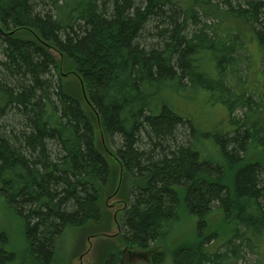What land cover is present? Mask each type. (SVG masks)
<instances>
[{"label": "trees", "instance_id": "trees-1", "mask_svg": "<svg viewBox=\"0 0 264 264\" xmlns=\"http://www.w3.org/2000/svg\"><path fill=\"white\" fill-rule=\"evenodd\" d=\"M211 2L0 0V199L21 220L30 264H65L67 232L108 229L103 196L119 169L97 149L100 129L124 169L125 248H162L186 220L193 242L180 238L172 264L260 255L264 0ZM212 106L226 128L202 122ZM224 232L223 254H211ZM121 247L102 249L107 264ZM12 261L0 246V264Z\"/></svg>", "mask_w": 264, "mask_h": 264}, {"label": "rangeland", "instance_id": "rangeland-1", "mask_svg": "<svg viewBox=\"0 0 264 264\" xmlns=\"http://www.w3.org/2000/svg\"><path fill=\"white\" fill-rule=\"evenodd\" d=\"M208 1H212L211 4L213 5H220L221 3H223L224 0H208ZM243 1L244 0H233V2L236 5H239V4L246 5L245 4L246 2L243 3ZM206 20H208V22H212L211 19L206 18ZM253 53L256 54L258 57H260V54L255 49V47H252V54ZM54 54L56 53L54 52ZM248 55H251L250 52H248ZM258 66H259V62H258ZM243 68L245 67L243 66ZM262 87H264V84L262 85ZM198 108L200 109L199 105H198ZM235 115H237V118L239 119L241 117V112L237 111ZM209 116H211V118L208 117V115H203V116L200 115L202 122L208 121V123H210L209 125H207V127H211L215 124L216 125L220 124L218 128L219 130H221L222 125H224L225 128L228 126V116L226 112L223 110V108L212 106L211 110L209 111ZM229 129L232 131L233 127L230 126ZM219 133L222 134L221 132ZM96 146H97V149L102 153V155L105 156V158L109 162L111 170L115 172L116 169H119V174H120L121 168L118 167L117 165L118 163L113 158V156H115V152L109 149L108 146L106 145L102 146L101 142H97ZM107 152L110 153V155L107 154ZM112 194L113 192L111 193L107 192L104 195L106 197V196H111ZM127 196H129V193L126 191L118 192L115 195V198L113 200H109L108 204L110 205L113 202H116L117 200L121 201L120 203L122 204H118V206L114 208L113 210L110 209L108 206L104 208V212L108 214L107 216L109 220L112 219L115 211L120 209V211L118 212V218H117L119 225L116 227V221L114 220V217H113V219L110 221L109 226H108L111 229L110 232H108L109 234H116L120 230L121 215H122L120 212L124 208V205H125L124 199H127ZM105 197L103 196V198ZM104 202H105V199H104ZM217 217L218 215H216L213 219L216 220ZM106 220L107 219H105V221ZM103 223L104 222L102 221L101 224L103 225ZM21 226H22L21 220H19V218L14 213H11L9 210H7V208L2 204V201L0 199V234H5L6 239L9 240L6 243H3V241H0V246H3V248L6 250V253H9L11 251L15 252L16 255L19 257L20 263L18 264H30L32 260L29 256H26L25 252L27 250L25 249L26 245L24 243V239H20L21 231L19 232V234L17 233V229L21 230L20 228ZM96 227H100V225L98 224ZM232 227L233 226L231 227L222 226L221 228L226 229L227 231H234L233 229H231ZM193 229H194V226L191 224V222L188 223L186 220L182 221L175 227H172V229L169 231V234H168L169 243L165 244V246L162 248L153 246V248L150 251H147V250L144 251L137 247L132 248V249L125 248L121 240V235H118V234H117L118 240L116 244H109L108 243L109 241L107 239H106L107 241L106 242L99 235H93L94 238H91V243L93 244L92 253L90 254L89 257L84 258L82 264H96L98 260L97 258L99 256H103L102 249L106 248V246L109 247V249L115 250V251H118L120 247L122 246L121 247L122 256L119 260V264H154V261H155L154 255L160 252L164 256L163 264H172V255H171L172 252L170 250H172V248L175 247L177 244L181 243V241H179L180 238L183 241L182 243L191 245L193 241H192L189 231H192ZM91 233H95V231H93V229L91 228L87 231L85 230L84 232L69 231L66 233L64 238L57 244L58 253H61L62 258L63 256L66 258L65 264H80V261L77 260V257L87 250V247H88L87 243H89V241H86V240H87V237L91 235ZM223 234L225 235L224 236L225 238H223L224 240L221 242L220 246L210 245V247H208V251H210L211 254L212 253L223 254L224 247H226L228 243L227 240H230V238H227L226 232H224ZM176 238L178 239L175 240ZM99 244L106 245V246L102 248L99 247L96 250V246H98ZM260 252H261L260 255H257L254 250L252 252L251 251L244 252V255L241 254L240 256L241 258L234 262H233L234 259L231 260L229 257H227L222 261V264L224 263L225 264H264V247L260 249ZM74 259L76 260L73 261ZM157 259L159 258L157 257ZM12 263L13 261L5 262L4 264H12ZM107 263L108 261L106 260L103 264H107Z\"/></svg>", "mask_w": 264, "mask_h": 264}, {"label": "water", "instance_id": "water-1", "mask_svg": "<svg viewBox=\"0 0 264 264\" xmlns=\"http://www.w3.org/2000/svg\"><path fill=\"white\" fill-rule=\"evenodd\" d=\"M62 60V59H61ZM62 64H63V61L61 62V64H60V74H62L63 73V70H62ZM63 77H64V79H69V77H70V75H68V74H63ZM81 89H82V92H83V95H84V98L85 99H87V97H86V93H85V90H84V86H83V84L81 83ZM97 120H98V123H99V128H100V120H99V117L97 116ZM100 136H101V141L103 142V146H105L106 144H105V141H104V137H103V135H102V132H101V129H100ZM120 168H121V172H120V174H119V181H118V184L116 185V187L114 188L115 190H114V192H113V194L111 195V196H106L105 197V208H106V206H108L110 209H114V208H116L117 206H118V204H122V203H120L121 201H119V200H117L116 202H113L112 204H108L109 203V200H113L114 198H115V194L116 193H118V192H120L121 191V188H122V184H123V167H122V165L120 166ZM120 211V209L119 210H117V211H115V213H114V220L116 221V227L119 225L118 224V221H117V218H118V212ZM122 212V211H121ZM120 212V213H121ZM113 217H112V219H113ZM111 219V220H112ZM110 220V221H111ZM110 228L108 227V229H106L105 231H103V232H99V233H96V234H91V235H89L88 237H87V240L86 241H89V243H87V245H88V247H87V250L86 251H84L82 254H80L78 257H77V260L78 261H80V262H83V260H84V258H86V257H89L90 256V254L92 253V249H93V244L91 243V238H94L93 237V235H99L102 239H104L105 241H106V239L109 241L108 243L109 244H116L117 243V234H120V231H118L116 234H109L108 232H110ZM107 242V241H106ZM104 246H106V245H101V244H99L98 246H96V250L99 248V247H104ZM107 247V246H106ZM107 248H109V247H107ZM103 254V256H99L97 259V262H96V264H103L104 262H105V260H106V258H107V256L104 254V253H102ZM76 259H74L73 261H75Z\"/></svg>", "mask_w": 264, "mask_h": 264}, {"label": "bare ground", "instance_id": "bare-ground-1", "mask_svg": "<svg viewBox=\"0 0 264 264\" xmlns=\"http://www.w3.org/2000/svg\"><path fill=\"white\" fill-rule=\"evenodd\" d=\"M61 56H62V55H61ZM61 62H62V60H61ZM107 154H109V155H110V153H108V152H107ZM113 158H114V159H115V161L118 163V160H117V158H116L115 156H113ZM120 166H121V165H120ZM120 172H121V171H120ZM123 172H124V169H123ZM116 194H117V193H116ZM116 194H115V195H116Z\"/></svg>", "mask_w": 264, "mask_h": 264}, {"label": "flooded vegetation", "instance_id": "flooded-vegetation-1", "mask_svg": "<svg viewBox=\"0 0 264 264\" xmlns=\"http://www.w3.org/2000/svg\"><path fill=\"white\" fill-rule=\"evenodd\" d=\"M120 231V230H119ZM118 235H120V234H118ZM109 258V257H108ZM110 259V258H109ZM80 264H82V262H80Z\"/></svg>", "mask_w": 264, "mask_h": 264}]
</instances>
